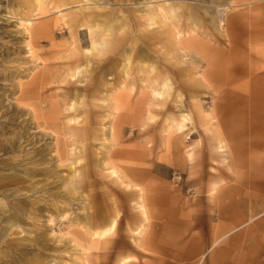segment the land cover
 <instances>
[{
  "label": "rangeland",
  "instance_id": "374dc122",
  "mask_svg": "<svg viewBox=\"0 0 264 264\" xmlns=\"http://www.w3.org/2000/svg\"><path fill=\"white\" fill-rule=\"evenodd\" d=\"M226 187L264 219V0H0V264H171Z\"/></svg>",
  "mask_w": 264,
  "mask_h": 264
},
{
  "label": "crops",
  "instance_id": "0c3cea01",
  "mask_svg": "<svg viewBox=\"0 0 264 264\" xmlns=\"http://www.w3.org/2000/svg\"><path fill=\"white\" fill-rule=\"evenodd\" d=\"M227 188L221 189L214 195L215 199H212L219 208L218 213L222 219L220 223L213 224L207 221L206 228L203 229V223L197 217L193 225L196 230L188 235L186 232L191 226L187 222L183 223V219L178 220L177 228L180 227V230L174 231V235L179 236L178 241L181 244L175 236L172 241L175 247L171 246V250H165V254L172 257L171 264H220L223 262L264 264V219L260 218L258 223L255 222L253 225L246 224L248 220H245L244 212L229 216L227 206L224 204L226 195L229 193L226 192ZM167 218L170 219L169 216ZM210 218L212 216H208V219ZM165 224H168L167 221ZM165 227L167 228L168 225ZM219 236L222 238L209 249V252L207 250L204 258L199 262L202 253ZM164 258L158 257L162 260ZM165 261L167 260L164 259L163 262Z\"/></svg>",
  "mask_w": 264,
  "mask_h": 264
},
{
  "label": "bare ground",
  "instance_id": "6f19581e",
  "mask_svg": "<svg viewBox=\"0 0 264 264\" xmlns=\"http://www.w3.org/2000/svg\"><path fill=\"white\" fill-rule=\"evenodd\" d=\"M22 20H23V18H21ZM24 21V20H23ZM25 21H26V23H27V25H29L30 23H31V20L29 19V18H25ZM24 21V22H25ZM101 67V66H100ZM99 67V68H100ZM84 182V181H83ZM82 192L86 195V199H88V197H87V192H86V190H84V189H82ZM88 201H89V199H88ZM87 205H88V207L89 208H91L92 206L90 205V203H87ZM84 217H87L86 219V222H87V226H86V228H91V227H93V234H97L98 236H101V235H104V234H106L107 232H109V230H111L113 227H114V225H115V221H116V217H112L111 218V220H110V224L109 225H106V226H104L101 230H99V229H97V228H94V226L95 225H100V224H102V223H104V222H106L108 219H109V217H110V213L109 212H107V211H102L101 209H99V208H94V209H92L91 208V210L89 211V212H87L86 213V216H84ZM248 223V222H247ZM222 238V236H219V237H217V238H215L214 240H213V242L210 244V246L202 253V255H201V257H200V260H199V262L200 261H202V259L204 258V256L206 255V253H207V250H209L211 247H213L220 239ZM6 239H8V238H6ZM12 239V238H11ZM6 241V240H5ZM11 241V240H10ZM10 241H8V242H10ZM7 242V243H8ZM12 242H13V240H12ZM135 242L137 243V245H140V246H144V247H146L144 244H142L139 240H138V238L137 237H135ZM6 243V242H5ZM21 244V243H20ZM115 244H116V242L114 243V244H111L110 246H112V247H114L115 246ZM12 247V246H11ZM200 264V263H199Z\"/></svg>",
  "mask_w": 264,
  "mask_h": 264
}]
</instances>
